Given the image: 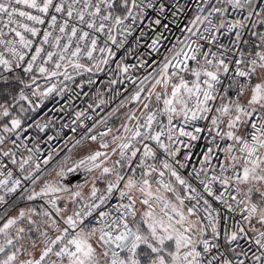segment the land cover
<instances>
[{
	"label": "snow or ice",
	"instance_id": "6c2138e0",
	"mask_svg": "<svg viewBox=\"0 0 264 264\" xmlns=\"http://www.w3.org/2000/svg\"><path fill=\"white\" fill-rule=\"evenodd\" d=\"M0 264H264V0H0Z\"/></svg>",
	"mask_w": 264,
	"mask_h": 264
}]
</instances>
